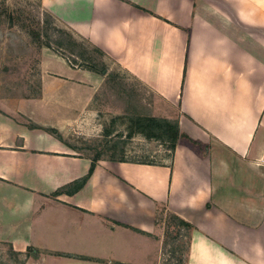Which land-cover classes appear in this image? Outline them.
Here are the masks:
<instances>
[{"label": "crops", "instance_id": "1", "mask_svg": "<svg viewBox=\"0 0 264 264\" xmlns=\"http://www.w3.org/2000/svg\"><path fill=\"white\" fill-rule=\"evenodd\" d=\"M180 114L168 163L92 159L49 129L91 112L98 74L43 49L37 97L0 102V242L31 264H161L156 217L193 226L187 264H264V0H42ZM34 256V257H33Z\"/></svg>", "mask_w": 264, "mask_h": 264}, {"label": "rangeland", "instance_id": "2", "mask_svg": "<svg viewBox=\"0 0 264 264\" xmlns=\"http://www.w3.org/2000/svg\"><path fill=\"white\" fill-rule=\"evenodd\" d=\"M0 16H3V24H0V102L37 97L42 78L39 69L42 50L49 49L62 57L66 54L54 45L52 49L46 47L48 39L44 30L49 28L48 23L55 28H65L43 7L42 0H0ZM74 38L86 46L82 52L90 62L79 61V69L102 64L119 79L115 89H108L104 87L108 77L98 74L101 85L91 112L74 114L69 120L70 128L62 130L65 135L59 133L68 145L76 149H72L73 153L92 160L168 163L172 157L169 145L145 137L127 111L138 110L169 120H178V111L132 79L106 55L97 53L82 38L75 35ZM161 212L163 221L156 234L163 242L168 239V232L175 234L176 231L168 228L171 212L166 208H161ZM31 257V253L18 254L8 244L0 242V264H31Z\"/></svg>", "mask_w": 264, "mask_h": 264}, {"label": "trees", "instance_id": "3", "mask_svg": "<svg viewBox=\"0 0 264 264\" xmlns=\"http://www.w3.org/2000/svg\"><path fill=\"white\" fill-rule=\"evenodd\" d=\"M1 17L3 16H0V24H3L1 22ZM8 24H10V22H8ZM48 24L49 28L44 30V35H46L48 39L46 47L52 49L54 45L57 47L58 50H61L66 53L63 57L74 68H78L79 61L81 63H90L88 61L87 55L83 54L82 52L83 48H86V46L81 45L74 38V35L70 31L62 28H55L52 24ZM84 41L88 43V41ZM88 44L91 45L90 43ZM94 49L97 53L105 55L98 48L94 47ZM84 70L107 76L108 78L104 83V87L108 89L116 88V83L119 78L115 76V74L109 73V70L106 66L101 64L99 66H94L93 68H85ZM128 103H132V101L128 100ZM127 112L130 114V118L132 119L134 124L138 126L139 131L145 137L155 139L161 141L164 144L169 145V149L171 150L172 154L180 143L197 144V142L193 141L188 135L184 134L181 131L179 120L156 118L152 115L144 114L138 110L133 112L129 110ZM46 131L55 136L61 142L65 143L71 149L76 150L75 148L67 144L63 137L59 134L58 130L49 129ZM97 161L99 160H92V166L90 168L88 176L84 179V182L87 181L93 173ZM114 161L132 162L140 164L148 163L143 161ZM162 221L163 215L160 208L156 217L157 227ZM167 223L168 228L175 229L176 233L174 234L173 232H168V239L162 242L161 264H187L188 253L190 250L191 243V234L194 228L192 225H190L182 218L173 213L169 214V220Z\"/></svg>", "mask_w": 264, "mask_h": 264}, {"label": "built area", "instance_id": "4", "mask_svg": "<svg viewBox=\"0 0 264 264\" xmlns=\"http://www.w3.org/2000/svg\"><path fill=\"white\" fill-rule=\"evenodd\" d=\"M261 161H262V164L264 165V158Z\"/></svg>", "mask_w": 264, "mask_h": 264}]
</instances>
